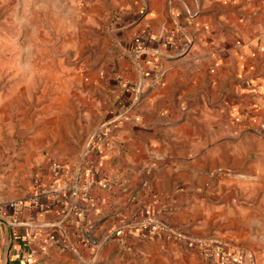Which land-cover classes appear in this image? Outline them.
<instances>
[{
    "label": "rangeland",
    "instance_id": "obj_1",
    "mask_svg": "<svg viewBox=\"0 0 264 264\" xmlns=\"http://www.w3.org/2000/svg\"><path fill=\"white\" fill-rule=\"evenodd\" d=\"M67 1L0 0V209L46 200L65 170L95 198L71 196L67 248L30 243L27 264H264V121L225 103L230 78L183 61L182 24L137 30Z\"/></svg>",
    "mask_w": 264,
    "mask_h": 264
},
{
    "label": "crops",
    "instance_id": "obj_2",
    "mask_svg": "<svg viewBox=\"0 0 264 264\" xmlns=\"http://www.w3.org/2000/svg\"><path fill=\"white\" fill-rule=\"evenodd\" d=\"M75 2L76 0L67 1L70 7ZM81 2L82 11L87 14L92 15L96 11L102 14L119 12L124 25L137 24L135 26L137 30L142 27L163 25L172 33L171 30L176 28V25L182 24L194 34V37L188 35L193 38L194 46L184 56L183 61L197 59L200 72L203 71L204 64L210 65L211 75L218 80V84L221 78H230L227 87L225 86L227 89L223 99L225 103L230 104L234 111L241 108L245 116L250 114V124L263 123L264 110L258 112L255 110L264 102V0H82ZM139 15L141 17L137 19ZM182 33L187 35L186 31ZM204 33L209 34V38L203 36ZM153 40L157 41V38H145L144 42L142 41L147 46L146 51L148 49V52H155L153 49L149 50V47H152L150 43H154ZM210 50V56L202 55V52ZM215 84L214 80V87ZM107 157L109 156L104 151L105 167H107ZM54 169L58 174L60 167L56 166ZM87 178L88 182L93 180L91 175ZM114 179L117 180V177ZM68 196L64 200L57 201L61 202L58 203L63 206L62 211L67 212L63 216H69L68 221L64 223L71 229L74 220L72 213L79 217L80 213H75L77 210L71 205V195ZM47 212L43 213L42 218L36 214L30 215L29 218L33 222L19 223L17 222L20 220L19 213L6 215L5 211L0 212V264H27L24 260H19L20 247L17 245L18 240H14L24 231L20 229L19 233L15 228L27 227L28 229L25 230L27 234L35 231L39 233V238H42L46 232H49L45 228H52L53 223L60 219L59 213Z\"/></svg>",
    "mask_w": 264,
    "mask_h": 264
},
{
    "label": "trees",
    "instance_id": "obj_3",
    "mask_svg": "<svg viewBox=\"0 0 264 264\" xmlns=\"http://www.w3.org/2000/svg\"><path fill=\"white\" fill-rule=\"evenodd\" d=\"M91 149H92V151L90 150V152H89L90 154H92L94 152V146L93 145H92ZM96 153L99 154L100 156H102L101 161L103 164H100V166H98V167H100V169L97 168V169H95L96 171H94V173H96L97 171L99 173L102 169L105 170L106 161L103 158L102 150L100 147L98 150H96ZM91 170H92V168H91ZM68 195L69 194H64L62 197H59L57 199L46 198V200H43V201L42 200L41 201L35 200V201L23 202V203L17 204L15 207L5 206V207L0 209V212L5 211L6 215H11V214H14L16 212L19 213L18 219H20V220L17 221L19 223V222L32 221L29 218L30 215L36 214V215L41 217V216H43V213H45V212L48 213L47 211H49V212L52 211L53 213H59L60 219L57 220L56 222H60L64 217L63 215L67 214V212L65 213L62 211L64 208L62 205H60L61 204L60 201L62 200V198H63V200L65 197L68 198L69 197ZM59 199H60V201H57ZM93 199H94L93 203H95V198H93ZM93 209L95 210V213H96V209H97L96 204L94 205ZM97 213L100 214L99 209L97 210ZM146 214H147V216H145V218H148L150 212L148 211V213L146 212ZM135 215H137V214H135ZM56 222H54V223H56ZM15 229L19 233L21 231L20 229H22V232L24 231L23 233L19 234V237H17V239H14L15 241L18 240L17 245H19V247H20V250H18V252L20 253L19 260L23 261L24 258L30 254L34 244H30L28 242V236H29L28 234H30V233H28V234L26 233L25 230L28 229L27 227L26 228H24V227L23 228H15ZM45 229H48L50 232H49L48 236H46V238L41 235L42 238L47 239L50 243L54 244L57 248H58V246H59V248H62V247L67 248V246H68V242H67V238H66L67 233L64 234V232L60 228H49V227H47ZM137 229L138 228H135V230H133V229L131 230V233L135 238L140 237L142 239L149 240V239H151V237L153 238L154 235L158 234V232H157L158 230L156 229V227L153 224L143 226L142 228H140V230H142L140 232ZM172 232H175V231L172 230ZM35 237L37 238V235H35ZM123 237H125L124 231H119L116 234H114L113 238H114V240H122ZM63 239H64V241H62ZM82 241L85 243L84 237H83ZM61 245H62V247H61ZM215 247L219 251V255L217 256L218 259L221 260V257H223V260H224V258H226V257L222 254V253H224L223 251H221L222 248L218 247V246H215ZM237 258L239 260H241V264H250V263L245 262L246 256L243 253L238 254ZM15 260L18 261V259H15Z\"/></svg>",
    "mask_w": 264,
    "mask_h": 264
},
{
    "label": "built area",
    "instance_id": "obj_4",
    "mask_svg": "<svg viewBox=\"0 0 264 264\" xmlns=\"http://www.w3.org/2000/svg\"><path fill=\"white\" fill-rule=\"evenodd\" d=\"M108 131H110V129H108ZM64 180L61 181L60 183L55 185V188L52 190V195L49 196L48 198L51 199H57L59 197H62L64 194L69 193L72 197H83V200L88 201L90 203L94 202V199L90 196V190H91V185L90 184H85L80 185L78 180H76L75 183H71V179L73 178V174L71 173V171L69 170H65L64 173ZM41 192L40 195L43 196L47 191L45 190V187H42L41 184H39ZM83 192V193H82ZM46 195V194H45ZM36 200H38L36 198ZM17 205V204H16ZM15 204L11 205L12 207L16 206ZM66 218V216L63 217V219L60 222H56L53 223L52 228H60L63 231V223H64V219ZM168 232V231H166ZM175 235L178 236L177 233L174 232ZM181 237V236H179ZM28 242L29 243H35L37 242V244L44 250V249H48L49 247H52L53 244L50 243L47 239H43V238H39L38 241H35V237L33 236H28ZM66 249V248H65ZM64 250V249H62ZM35 252L32 250L30 252V254L28 255V257L24 258V262L25 263H29L30 259L34 256ZM239 264L241 263V260L238 262Z\"/></svg>",
    "mask_w": 264,
    "mask_h": 264
}]
</instances>
